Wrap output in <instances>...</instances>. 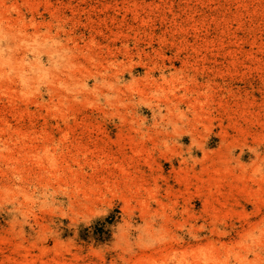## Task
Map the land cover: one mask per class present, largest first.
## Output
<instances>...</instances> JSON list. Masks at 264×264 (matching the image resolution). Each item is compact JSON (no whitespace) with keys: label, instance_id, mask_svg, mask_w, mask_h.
<instances>
[{"label":"rangeland","instance_id":"rangeland-1","mask_svg":"<svg viewBox=\"0 0 264 264\" xmlns=\"http://www.w3.org/2000/svg\"><path fill=\"white\" fill-rule=\"evenodd\" d=\"M0 264H264V0H0Z\"/></svg>","mask_w":264,"mask_h":264}]
</instances>
